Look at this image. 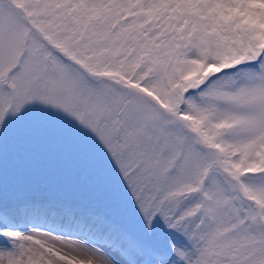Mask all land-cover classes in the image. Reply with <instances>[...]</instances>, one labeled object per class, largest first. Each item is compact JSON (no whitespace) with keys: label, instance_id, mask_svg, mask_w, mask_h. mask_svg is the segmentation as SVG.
Listing matches in <instances>:
<instances>
[{"label":"snow or ice","instance_id":"6c2138e0","mask_svg":"<svg viewBox=\"0 0 264 264\" xmlns=\"http://www.w3.org/2000/svg\"><path fill=\"white\" fill-rule=\"evenodd\" d=\"M0 264H264V0H0Z\"/></svg>","mask_w":264,"mask_h":264}]
</instances>
